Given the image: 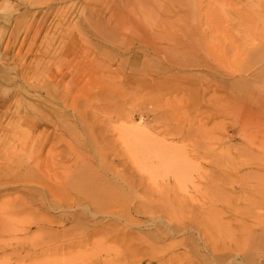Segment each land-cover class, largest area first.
Returning a JSON list of instances; mask_svg holds the SVG:
<instances>
[{
    "label": "rangeland",
    "instance_id": "374dc122",
    "mask_svg": "<svg viewBox=\"0 0 264 264\" xmlns=\"http://www.w3.org/2000/svg\"><path fill=\"white\" fill-rule=\"evenodd\" d=\"M87 1L0 0V264H264V0Z\"/></svg>",
    "mask_w": 264,
    "mask_h": 264
},
{
    "label": "bare ground",
    "instance_id": "6f19581e",
    "mask_svg": "<svg viewBox=\"0 0 264 264\" xmlns=\"http://www.w3.org/2000/svg\"><path fill=\"white\" fill-rule=\"evenodd\" d=\"M33 1V0H32ZM36 1V0H35ZM63 1V0H62ZM89 1V0H88ZM88 1H87V3H88ZM94 1V0H93ZM96 1V0H95ZM105 1V0H104ZM150 0H134L133 2L135 3V8H138L137 9V11L136 12H141V13H146L145 11H147V9H148V5H147V3L149 2ZM90 2V1H89ZM106 2V1H105ZM132 2V3H133ZM100 3V2H99ZM104 3V2H103ZM132 3H130V4H132ZM106 4H107V2H106ZM105 3L103 4L104 6L106 5ZM99 5V4H98ZM101 5V4H100ZM126 6V5H125ZM128 6V5H127ZM126 6V7H127ZM132 6H133V8H134V5L132 4ZM132 6H128V7H132ZM102 7V6H101ZM153 7V6H152ZM134 8V9H135ZM150 9V8H149ZM125 10V9H124ZM123 10V11H124ZM60 11V10H59ZM58 11V12H59ZM125 11H127V10H125ZM129 11V10H128ZM127 11V12H128ZM130 11H132V8H131V10ZM129 11V12H130ZM152 11V10H151ZM150 11V13H152ZM55 12V11H54ZM62 12V11H61ZM60 13V12H59ZM63 13V12H62ZM131 13H133V12H131ZM38 14V13H37ZM44 14V13H43ZM66 14V13H65ZM96 14V13H95ZM129 14V13H128ZM54 15V14H53ZM56 15V14H55ZM61 15V14H60ZM69 15V14H68ZM67 15V16H68ZM41 16V15H40ZM48 16V15H47ZM57 16H59V15H57ZM66 16V15H65ZM64 16V17H65ZM100 16V15H99ZM134 15H132L131 17H132V20H133V18H134V20H135V16L133 17ZM141 16V15H140ZM145 16V15H144ZM150 16V15H149ZM44 17H46V16H44ZM56 17V16H55ZM142 17V16H141ZM147 17V16H146ZM46 18H48V17H46ZM59 18V17H58ZM96 17H94V19H95ZM113 18V17H112ZM136 18H138V17H136ZM145 18V17H144ZM144 18H142V19H144ZM98 19H100V17L98 18ZM94 20V22H96L97 23V25H98V27H101V26H99V25H102L103 24V22H104V20L103 21H101V20ZM114 19V18H113ZM150 19V18H149ZM35 20H37L36 18L34 19V21ZM42 20V19H41ZM46 20V19H45ZM45 20H43L44 22H45ZM131 20V22H133ZM136 20H138V19H136ZM135 20V21H136ZM146 20H147V18H146ZM47 21V20H46ZM59 21V20H58ZM61 21V20H60ZM62 21H63V19H62ZM145 21V20H144ZM149 21V20H148ZM40 22V21H39ZM64 22V21H63ZM68 22V21H67ZM70 22V21H69ZM32 23H33V21H32ZM36 23V22H35ZM61 23V22H60ZM130 23V22H129ZM37 24H39L38 22H37ZM45 24V23H44ZM110 24H111V22H110ZM113 25V24H112ZM30 26V25H29ZM40 26V25H39ZM75 26V25H74ZM103 26H106V25H103ZM27 27H28V25H27ZM26 27V28H27ZM35 27V26H34ZM41 27V26H40ZM65 27V26H64ZM72 27V25L71 26H68L67 28H71ZM108 27V26H107ZM115 26H113V28H114ZM30 28H31V26H30ZM36 28H37V25H36ZM60 28H61V26H60ZM63 28V27H62ZM33 29V28H32ZM32 29L31 30H29L28 29V31H32ZM39 29V28H38ZM73 29H77V27L75 26V27H73ZM97 29V28H96ZM99 30H100V28H98ZM102 29V28H101ZM107 29V28H106ZM37 30V29H36ZM36 30H34V31H36ZM40 30V29H39ZM65 30V29H64ZM75 30H73V31H75ZM95 30V29H94ZM108 30V29H107ZM110 30H113V29H110ZM109 30V31H110ZM28 31H26V32H28ZM33 31V32H34ZM40 31H42V30H40ZM72 31V30H71ZM80 31V30H79ZM79 31H76V32H78V35H79V37H77L78 38V40H79V42H81V41H84L85 42V39H86V37H85V39H84V36L82 37V35L81 34H79ZM101 31V30H100ZM106 31V30H105ZM104 31V32H105ZM137 31V30H136ZM26 32L24 33V34H26ZM32 32V33H33ZM63 32V31H62ZM81 32V31H80ZM99 32V31H98ZM110 32H112V34H115V33H113V32H115V31H110ZM35 33V32H34ZM65 33V32H64ZM66 33H67V31H66ZM69 33L71 34L72 32H70L69 31ZM68 33V35H70ZM100 33V32H99ZM106 33V32H105ZM38 34V33H37ZM42 34V33H41ZM112 34H110V35H108V37L110 36V38L111 37H113V36H111ZM33 35H36V33L35 34H33ZM32 35V36H33ZM2 36V35H1ZM31 36V37H32ZM38 36H39V34H38ZM72 36V35H71ZM100 36V35H99ZM28 37V36H27ZM35 37V36H34ZM47 37V36H46ZM45 37V38H46ZM67 37H69V36H67ZM103 37H106V36H103ZM108 37H107V39L106 40H108ZM115 37H116V34H115ZM114 37V38H115ZM48 38V37H47ZM70 38L71 39H75V38H72V37H69L68 38V40H66L65 41V43L66 44H70ZM109 38V39H110ZM141 38V37H140ZM49 39V38H48ZM67 39V38H66ZM104 39V40H105ZM15 40V39H14ZM18 40V39H17ZM16 40V41H17ZM47 40V39H46ZM45 40V41H46ZM111 40V39H110ZM109 40V41H110ZM3 41V40H2ZM36 41V40H35ZM47 41H49V40H47ZM77 41V40H76ZM113 41V40H112ZM15 42V41H14ZM31 42H33V41H31ZM87 42V41H86ZM2 43V42H1ZM0 43V44H1ZM46 42H44V44H45ZM48 43V42H47ZM47 43H46V46H47ZM50 43V42H49ZM48 43V44H49ZM52 43H53V41H52ZM123 43V42H122ZM8 44H9V42H8ZM116 44V43H115ZM29 45H31V44H29ZM29 45H28V47H29ZM33 45V44H32ZM35 45V44H34ZM49 45H52L51 43L49 44ZM72 46V45H71ZM84 46V45H83ZM122 46V45H121ZM27 47V48H28ZM31 47V46H30ZM35 47H37L36 45H35ZM48 47V46H47ZM50 47H52V46H50ZM54 47V46H53ZM82 47V46H81ZM6 48V47H5ZM10 48V47H9ZM49 48V47H48ZM72 48V47H71ZM47 49V48H46ZM52 48H50L49 49V51L51 50ZM55 49V48H54ZM84 49V48H83ZM7 50V49H6ZM33 50V49H32ZM31 50V51H32ZM63 50V49H62ZM90 50V49H89ZM92 50V49H91ZM29 51V50H28ZM27 52V51H26ZM45 52H47V51H45ZM91 52V51H90ZM50 53V52H49ZM7 54V53H6ZM5 54V55H6ZM44 54V53H43ZM97 54V53H96ZM95 54V55H96ZM9 55V54H8ZM7 55V56H8ZM48 55V53H46V56ZM99 55V54H98ZM45 56V57H46ZM53 56V55H52ZM50 57V56H49ZM96 57V56H95ZM97 57H99V56H97ZM94 58V57H93ZM53 59H54V57H53ZM52 59V60H53ZM51 60V59H50ZM22 61H23V59H22ZM98 61H100V60H98ZM8 62V61H7ZM51 62V61H50ZM25 63V62H24ZM52 63V62H51ZM8 64V63H7ZM21 64H22V62H21ZM22 66V65H21ZM112 67H113V64L111 65ZM39 67H40V65H39ZM98 69L101 67V69H99L100 71L102 70V67H104V62L101 60L99 63H98ZM20 69V68H19ZM47 70V69H46ZM95 71L97 70V68L96 69H94ZM114 71V73H116V72H118V67H117V65L114 67V69H113ZM20 71V70H19ZM17 72V71H16ZM38 72V71H37ZM42 72V71H41ZM104 72V71H103ZM100 73V72H99ZM94 74V73H93ZM104 74V73H103ZM96 75V74H95ZM98 75V74H97ZM100 75V74H99ZM104 76V75H103ZM52 81V80H51ZM43 82V81H42ZM55 82V81H54ZM40 83V82H39ZM56 84V83H55ZM99 84V83H98ZM67 85V84H66ZM97 85V84H96ZM101 86V85H100ZM55 87V86H54ZM59 87V86H58ZM61 87V86H60ZM62 87H63V85H62ZM64 87H66L65 85H64ZM97 87V86H96ZM43 88V87H42ZM53 88V87H52ZM99 88L100 87H98V90H99ZM97 89V88H96ZM102 89V88H101ZM54 90V89H53ZM59 90H60V88H59ZM68 90H69V88H68ZM62 91H64V90H62ZM98 92V91H97ZM100 92H101V90H100ZM65 93V92H64ZM94 93V92H93ZM92 93V94H93ZM94 94H96V93H94ZM100 94V93H99ZM104 94V93H103ZM102 94V95H103ZM79 95V94H78ZM98 95V94H97ZM102 95H101V97H102ZM66 96V95H65ZM66 97H68V96H66ZM78 97V96H77ZM79 97H80V95H79ZM78 97V98H79ZM88 96H86V98H87ZM91 97V96H90ZM99 97L100 96H98V99H96L97 101H100L99 100ZM95 98V97H94ZM97 98V97H96ZM83 99V98H82ZM90 99V98H89ZM91 99H92V97H91ZM86 100H88V99H86ZM95 100V99H94ZM83 101V100H82ZM66 102V101H65ZM84 102V101H83ZM89 102V101H88ZM94 102V101H93ZM90 103V102H89ZM63 104V103H62ZM64 104H67V103H64ZM80 104H82V103H80ZM103 104V103H102ZM101 104V105H102ZM76 105V104H75ZM87 105V104H86ZM95 105H96V103H95ZM104 105V104H103ZM81 106V105H80ZM79 106V107H80ZM92 106V105H91ZM100 106V105H99ZM78 107V106H77ZM95 107H97V106H95ZM75 108V107H74ZM83 107H80V110L82 109ZM101 108V107H100ZM48 109V108H47ZM83 110V109H82ZM96 110V109H95ZM75 111H76V108H75ZM77 112V111H76ZM78 113H81V111L80 112H78ZM6 114V113H5ZM8 114V113H7ZM6 114V115H7ZM79 116V115H78ZM17 117V116H16ZM1 128V127H0ZM3 128V127H2ZM1 128V129H2ZM14 133H17V132H14ZM12 135V134H11ZM57 135V134H56ZM62 135V134H61ZM7 136V135H6ZM59 136V135H58ZM63 136V135H62ZM14 139H16V138H14ZM33 139V138H32ZM23 140H24V138H23ZM25 140H26V138H25ZM30 140V139H29ZM9 141V140H8ZM19 142V141H18ZM20 143V142H19ZM30 143V142H29ZM33 143H34V141H33ZM23 144V143H22ZM5 145V144H4ZM24 145V144H23ZM39 145V144H38ZM24 146H26V145H24ZM27 146H29V145H27ZM37 146V145H36ZM13 147H15V146H13ZM44 147V146H43ZM32 148V147H31ZM31 148H29L30 150H31ZM11 149V148H10ZM34 149H35V147H34ZM39 149V148H38ZM3 150V149H2ZM12 150V149H11ZM15 150H18L19 152H20V150H19V148H16L15 147ZM22 150V149H21ZM33 150V149H32ZM35 151H37V150H35ZM38 152V151H37ZM6 153V152H5ZM22 153V152H21ZM26 153V152H25ZM28 153V152H27ZM39 153V152H38ZM40 153H42L41 151H40ZM9 154H11V153H9ZM23 154H24V150H23ZM20 155H22V154H15V155H13V156H11V158L12 159H18V161H20ZM26 155V154H25ZM36 155V154H35ZM41 155V154H40ZM38 156V155H37ZM9 157V156H8ZM26 157V156H25ZM29 161H27L25 164H21L20 162H17V164L15 165H13L14 166V168H16V167H18L19 168V171L20 172H24L26 169H27V165H29L30 163V161H31V158H30V153H29ZM27 157V158H28ZM1 158V157H0ZM40 158V157H39ZM38 159V158H37ZM25 160V159H24ZM33 160V159H32ZM40 160H41V158H40ZM39 161V160H38ZM0 162H1V164H0V171H1V173H7L8 174V171L9 170H11L12 169V167H10V165L11 164H9V160H8V158L7 157H4V158H1L0 159ZM32 162H34V161H32ZM70 163V162H69ZM39 164V163H38ZM42 164V163H41ZM32 166H33V164H32ZM39 167V166H38ZM37 167V168H38ZM31 168H33V167H31ZM67 168H69V167H67ZM17 169V168H16ZM35 169V168H34ZM43 169V168H42ZM41 169V170H42ZM72 169V168H71ZM29 172H31V171H28V173ZM44 172V171H43ZM0 173V174H1ZM25 173V172H24ZM40 173H41V171H40ZM10 174V173H9ZM26 174V173H25ZM25 174L23 175V177L25 176ZM42 174V173H41ZM45 174V173H44ZM46 175V174H45ZM12 176V175H11ZM29 176V175H28ZM27 176V179L28 180H30V178ZM44 176V175H43ZM6 177V176H5ZM13 177V176H12ZM21 177H22V175H21ZM10 178V177H9ZM25 178V177H24ZM31 178H32V176H31ZM19 179V177L17 178V180ZM21 179V178H20ZM26 179V178H25ZM38 178H32L31 180L33 181V182H36V180H37ZM47 179H48V177H47ZM0 180H3V178L1 179V177H0ZM21 180H23V179H21ZM20 180V183L22 182ZM49 180V179H48ZM15 181V180H14ZM38 181V180H37ZM43 181V180H42ZM52 181V180H51ZM50 181V182H51ZM13 182V181H12ZM27 182V180L25 181V183ZM7 183H8V181H7ZM11 183V182H10ZM18 183V182H17ZM41 183V182H40ZM3 184H5V183H3ZM12 184V183H11ZM13 184H15V183H13ZM30 184H32V183H30ZM51 185H53V184H51ZM0 186H1V184H0ZM51 187V186H50ZM50 187L48 188V189H50ZM52 188V187H51ZM54 188V187H53ZM54 190H55V188H54ZM58 191V190H57ZM54 192V191H53ZM84 192V191H83ZM48 193H49V195L52 197V193H51V190H48ZM59 194V193H58ZM60 195V194H59ZM57 197V196H56ZM56 197H54V198H56ZM57 199V198H56ZM13 200V199H12ZM11 202H14V201H10V203H5V204H3V205H0V253L2 252V253H4L3 254V260H8V250L9 249H11L13 252H17V251H19V249H20V245H14L12 242H11V239H12V237H11V239L9 238V241L10 242H8L7 243V241H6V243H5V241L3 240V238H4V236H6V235H13V236H15L16 234L15 233H17V229H15V227L13 226V222H10V221H7V218H10V216H18V215H20L22 212H24L25 210L23 209V208H21V207H19V206H16L14 203L13 204H11ZM25 203V202H24ZM109 203H110V200H109ZM18 205V204H17ZM21 205V204H20ZM22 206V205H21ZM26 207V206H25ZM24 207V208H25ZM25 213V212H24ZM13 218V217H12ZM24 221V220H23ZM33 221V220H32ZM34 222V221H33ZM50 223V222H49ZM28 225H29V223H28ZM32 226V225H31ZM19 230V229H18ZM22 230V229H21ZM25 231V230H24ZM27 231V230H26ZM25 231V232H26ZM21 238V237H20ZM26 238V237H25ZM38 238V237H37ZM15 239H17V238H15ZM19 239V238H18ZM22 239H24V237L22 238ZM6 240H8V239H6ZM14 240V238L12 239V241ZM16 241V240H15ZM30 242V241H29ZM32 242V241H31ZM58 248V247H57ZM54 251V246H53V243H51V241L49 240L48 242H46V241H44V242H41V241H37L36 240V243H35V245H34V247L31 249V248H29V250H28V252H27V250H24V246L23 247H21V249H20V251L18 252V253H16V254H18L19 256H21L24 252L26 253V255H25V257L26 258H32V257H39V256H41V255H45V254H48V253H51V252H53ZM14 255H15V253H14ZM8 262V261H7ZM46 262V261H45ZM44 262V263H45ZM2 263H4V261L2 262ZM6 264V263H5Z\"/></svg>",
    "mask_w": 264,
    "mask_h": 264
}]
</instances>
